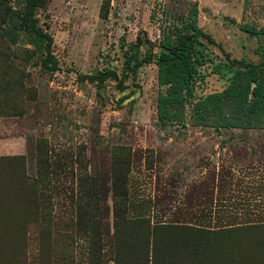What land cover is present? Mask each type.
Returning <instances> with one entry per match:
<instances>
[{
    "label": "rangeland",
    "instance_id": "374dc122",
    "mask_svg": "<svg viewBox=\"0 0 264 264\" xmlns=\"http://www.w3.org/2000/svg\"><path fill=\"white\" fill-rule=\"evenodd\" d=\"M193 1L198 25L214 41L197 45L201 96L228 84V59L264 61V0H111L105 18L102 0H47L37 10L58 69L46 72L36 58L15 60L25 74L23 100L11 107L0 99V264H18L23 237L29 252L34 247V208L16 185L21 171L14 162H24L47 189L57 215L49 238L55 264L85 258L76 214L78 187L89 178L108 222L117 197L129 217L191 228L178 238V264H264V127L195 126L191 105L184 126L159 124L153 61L129 72L123 89L115 78L98 86L87 76L114 70L120 77L137 37L141 56L157 53L164 11L187 12ZM244 26L263 30L252 35ZM15 156L21 159L5 164Z\"/></svg>",
    "mask_w": 264,
    "mask_h": 264
},
{
    "label": "trees",
    "instance_id": "16d2710c",
    "mask_svg": "<svg viewBox=\"0 0 264 264\" xmlns=\"http://www.w3.org/2000/svg\"><path fill=\"white\" fill-rule=\"evenodd\" d=\"M46 1L19 0L18 5L14 6L8 0H0V99L7 101L11 107L18 106V101L23 100L20 92L24 91L22 82L25 74L15 60H19V64H26L36 58L44 71L58 69V61L52 50L53 37L47 27L39 24L36 15ZM110 2L102 0L100 17H107ZM198 11L197 1L189 5L187 12L164 11L158 52L141 56V40L137 37L130 51L124 54L120 77L114 70L87 76L94 79L98 86L109 77L115 78L123 89V81L129 72H135L144 63L153 61L157 65L159 85L156 99L159 124L184 126L185 107L191 105V124L195 126L264 127V61L252 63L228 59L233 72L228 84L219 91L201 96L196 94L195 77L202 61L197 45L201 38L214 42L198 25ZM242 28L252 35H259L263 30L248 26ZM3 62L7 67L2 65ZM6 68H9L8 73ZM4 159H7L5 164L11 166L14 159L21 157ZM13 165H18L21 171L18 172L16 185L34 208L33 218L29 222L36 223L32 237L33 250L29 252V241L23 237L25 245L18 257V264H55L49 238L53 234L50 226L56 223L57 215L52 211L47 189L36 177L25 172L24 162H14ZM88 180L78 187L76 214L77 225L88 242L85 258L69 264H108L109 261L114 264H178V238H183L191 228L155 222L148 216L129 217L119 209L122 202L117 197L113 201L112 222H108L103 212V196L92 179ZM164 260L168 261L163 263Z\"/></svg>",
    "mask_w": 264,
    "mask_h": 264
}]
</instances>
